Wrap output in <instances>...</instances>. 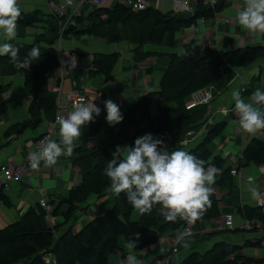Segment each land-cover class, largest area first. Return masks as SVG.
Listing matches in <instances>:
<instances>
[{
	"label": "trees",
	"instance_id": "obj_1",
	"mask_svg": "<svg viewBox=\"0 0 264 264\" xmlns=\"http://www.w3.org/2000/svg\"><path fill=\"white\" fill-rule=\"evenodd\" d=\"M229 0H217L209 7L197 4L192 14L176 16L172 13H161L154 8L133 11L114 2L110 7H97L88 14L89 24L77 30L80 22L74 17L73 24L67 25L63 32L57 33V20L48 15L44 32L35 36L30 42L15 43L19 55L24 58L29 50L36 47L40 58L29 57L27 69L13 64L8 56H0V68L6 67L11 72H19L22 85L29 95L26 108L27 119L7 126L3 135L20 134L26 128L34 129L43 120L53 119L56 104V90L50 91L46 84L56 70L58 62L54 44L57 39L86 34L101 38L106 42L124 40L134 45L131 49L132 59L141 61L150 54L140 50L145 43L174 45V32L192 25L196 19L212 18L215 13L227 5ZM22 12V11H21ZM41 22L37 11L22 12L17 24L31 26ZM166 57V64L160 72L158 89L144 93L122 112V122L109 126L105 117L93 123L90 135L87 137L90 147L75 148L67 158L71 165L78 169V181L71 186L66 195L59 196L51 206L37 203L28 206L13 221L0 227V264H109L107 255L120 250L119 237L126 241H135L133 250H141L153 245L161 235L175 236L187 223L179 218L175 223L168 222L162 215V206L156 204L151 212L140 214L126 200L124 193L113 194L111 199L104 198L97 204V212L87 221L82 222L79 229L72 231V218L80 205L91 195L110 187V180L105 174L107 161L113 158L112 153L117 145L132 146L134 140L151 133L154 137L162 138L164 146L170 151L182 149V141L186 134L205 128L202 138L185 151L206 161L205 168L215 165L221 171L213 188L226 189L225 201L234 207L241 218H261L262 207L237 206V192L229 173L231 166L217 155L211 156L207 144L220 133L226 125L222 119L207 123V104L191 108L184 107V100L194 91L210 87L213 100L223 89L231 77V69L243 68L264 56V47L247 45L225 51H217L209 46L201 47L193 41L181 45V50L161 53ZM119 57L117 52L92 53L90 68L84 73L97 75L104 82L112 81V69ZM81 73L80 70H73ZM264 71V66H263ZM77 76H75L76 78ZM60 84L61 79H56ZM74 86L76 83L73 82ZM7 84H0V94L6 90ZM264 88V84H263ZM255 91L254 87L243 88L240 95L249 96ZM149 98H154L155 114L143 116L142 108ZM226 115L230 116L228 112ZM42 135L39 134L37 138ZM119 158V157H118ZM241 164L264 165V141L251 137L240 150ZM222 198L211 196V206L207 208L202 218L194 224L215 217L219 212L231 210V207L218 209ZM0 202L8 205L6 196L0 188ZM61 207H65L64 210ZM84 209V208H80ZM137 211L136 219L130 214ZM60 214L63 221L60 225H68L54 235L55 227L48 226L47 215ZM58 224V225H59ZM236 230V229H235ZM222 230L219 232H223ZM231 231V230H230ZM211 232L206 234L212 235ZM136 234H139L138 237ZM259 246L256 242H244L242 245L225 241H216L202 252L189 251L185 257L176 263L168 264H264L263 258L245 256L239 253L243 246ZM48 257V262L44 258Z\"/></svg>",
	"mask_w": 264,
	"mask_h": 264
},
{
	"label": "crops",
	"instance_id": "obj_2",
	"mask_svg": "<svg viewBox=\"0 0 264 264\" xmlns=\"http://www.w3.org/2000/svg\"><path fill=\"white\" fill-rule=\"evenodd\" d=\"M49 1L57 2V0H18L22 12L37 11L41 22H37L31 26L17 24L16 38L11 41H5L2 35H0V43H27L32 41L35 36L44 32L46 20L49 17V12L47 11V3ZM165 1L169 2L168 0H163L160 3L163 2L162 4H164ZM113 3L114 0H104L100 6H92L88 3H81L79 5L73 4L76 9L73 10L74 17H78L80 20L77 25V30L89 24L88 14L92 10L97 7H110ZM160 3H158V5ZM243 7L244 0H229L227 5L215 13L212 18L196 19L192 25L183 27L174 32V45L160 46L159 49L163 51L160 53H168L172 48L181 47L183 43L188 41H193L201 47L209 46L217 51L242 48L247 45H259L264 47V33H251L239 25L236 13ZM170 8H172L171 3ZM70 9H73V7H68L66 9L67 14L70 12ZM170 11L171 10L163 12L160 10L161 13H169ZM175 13L176 14H172L184 16L178 12ZM57 41L59 42L56 43V46L63 51L74 50L87 56L98 52H117L119 57L111 72L113 75L112 81L104 82L102 78L97 75L86 76V73L83 71L81 73L71 71L63 77L59 85L60 97L59 105L55 110L56 117L57 115H67L68 112L73 110L63 100V95L75 89L86 95L85 101H92L93 98L96 97L94 103L101 109V112L99 116L95 117L94 122L106 116L103 103L106 99H112L117 103L122 113L144 93L156 91L158 89L160 72L166 64L165 56H163L165 60L164 58L160 59L161 65L164 66L161 67L159 71L158 67H155L157 59L153 55L148 54L143 60L139 62L134 61L131 58V49L134 45L124 40L106 42L101 38L82 33L73 37L67 35ZM141 49H143V47ZM263 66L264 56H261L246 67L231 69V77L225 88L211 100L207 106V123H213L222 119L226 120L225 128L211 139L207 144V148L211 156L217 155L221 158L223 157V159H226L227 163L230 164L231 169L236 171L235 174L230 175L232 177L233 186L237 192V206L261 205L264 208V165H254L250 163L241 164L242 159L240 158V150L250 137H258L264 141V129L254 134L244 132L239 127L238 116L234 108L230 109L235 103L232 99L233 91L240 92L243 88L249 89L250 87H254L255 90L260 89L264 91V83L262 86H259L258 83L255 82L259 80L261 73L264 72ZM75 76L77 77L75 78ZM73 82L76 83V86H74ZM0 84H7L6 90L0 94V164L9 167H19L25 161L28 154L35 151V140L39 134L49 132L50 139L58 143L60 142L59 125L56 124V120L53 121V119L50 121L43 120L42 123L34 129L26 128L20 134L3 135L7 126L27 119L26 108L29 102V95L22 85L21 73L15 71L9 72L6 70V67L0 68ZM56 86L57 80L54 71L52 77L48 79L46 87L48 90L54 91L56 90ZM251 95L245 98L249 103L252 102ZM254 107H258L261 111H264V105L254 104ZM223 109L226 110V113H221ZM228 112L230 116L226 115ZM142 114L146 117L155 114L154 98H149V101L144 104ZM94 122L83 128L82 136L76 142L77 146L75 148L87 149L90 147L87 137L91 133ZM204 132L205 128L201 127L195 134H190L194 136L190 137L191 139L186 138L182 141L181 144L183 148L181 150H186L188 147L193 146L199 139L197 136L204 134ZM67 156L68 155L60 156L57 163L52 167H46L43 162H41L38 171L29 168L25 170L18 179L11 180L6 186L1 188L2 193L8 200V205H4L0 202V226L16 219L28 206L37 203L40 197L45 199L46 207L50 212L51 206L56 202L57 198L66 195L68 189L78 181V169L76 166L71 165ZM218 176L219 174L217 177ZM250 180L253 182L251 185H249ZM250 186L256 187L261 193L260 199L257 200L252 198L248 190ZM214 189L216 191V197L222 198V200L217 203L218 209L227 206L231 207V210L225 212H229L233 216V229L221 233H217V231L214 230L216 224L221 223L222 214L224 213L219 212L215 217L193 224V237L197 239L199 236H203L207 243V248L212 243L220 240L240 245L244 242H256L257 234L254 231L239 228L238 225L242 218L235 212L234 207L236 206H230L224 200L226 189L224 187L221 189L215 187ZM106 193L107 190H104L99 193V197L98 194L95 195V197H97L96 201L98 200L97 204L104 198L109 199L105 197ZM97 204L91 211L88 209V203L83 202L76 212L78 214L87 212L89 216H93L97 212ZM64 208L65 207H61L62 210H64ZM80 208L84 209L82 210ZM87 220L88 219L83 218L80 223L82 224V222ZM62 221L63 219L60 214H48L46 217L48 226H58L55 227L54 230L55 236L68 225V223L60 225ZM70 224H72L71 228L74 230L73 223ZM215 231L216 234L214 236L206 235ZM162 239L163 237L160 238L159 236L153 245H149L141 250L129 248V241L124 240L123 243L120 242V250L112 251L107 255V261L109 264H126L127 257L134 255L142 264H151L154 257L163 253ZM192 243L193 241L182 242V244L178 246L177 252L181 247L187 248ZM247 246L251 247V251L248 254L250 255L249 257H264V248L262 246L246 245L240 249L239 253L244 255L243 249ZM260 248H262L263 254L260 253ZM189 249L191 248L189 247ZM110 254L111 258H109Z\"/></svg>",
	"mask_w": 264,
	"mask_h": 264
},
{
	"label": "clouds",
	"instance_id": "obj_3",
	"mask_svg": "<svg viewBox=\"0 0 264 264\" xmlns=\"http://www.w3.org/2000/svg\"><path fill=\"white\" fill-rule=\"evenodd\" d=\"M21 15L18 0H0V35L5 41L16 38V26ZM236 17L243 29L264 33V0H244V7ZM0 56H8L14 65L27 69L30 65L28 58L38 60L40 51L33 47L21 58L19 49L5 42L0 43ZM95 98L92 101L80 98L73 103V110L67 115H57L60 142L47 137L40 142L38 149L28 156L33 170L38 171L41 162L52 167L60 156L72 154L83 128L100 115L101 109L94 103ZM232 99L241 130L254 134L264 129V111L254 107V104L264 105V91L256 89L251 95V103L242 100L239 91L232 92ZM103 103L109 126L122 122L119 105L112 99ZM112 156L104 170L111 190L117 195L124 193L127 202L140 214L151 212L153 206L159 204L168 222L175 223L179 218L194 224L211 206V196L215 192L213 185L221 170L215 165L205 168L206 161L190 151H170L162 138L145 133L137 137L132 146L117 145ZM252 183L250 180L249 185ZM248 190L253 199H260L261 193L256 187L250 186ZM136 235L138 237L139 234ZM188 235L185 229L177 234L176 239L183 241ZM128 246L134 248L135 241H130ZM126 264L142 262L130 255Z\"/></svg>",
	"mask_w": 264,
	"mask_h": 264
},
{
	"label": "built area",
	"instance_id": "obj_4",
	"mask_svg": "<svg viewBox=\"0 0 264 264\" xmlns=\"http://www.w3.org/2000/svg\"><path fill=\"white\" fill-rule=\"evenodd\" d=\"M104 0H57V2L49 1L47 3V11L51 16H53L57 20V33L60 35L64 28L65 22L69 24H73L74 12L76 10L73 4H81L88 3L92 6H100ZM163 0H114V2L119 3L125 7L130 8L133 11L143 10L145 8H157L158 3ZM171 2L173 10L175 12H184L186 14H192L197 4L208 5L212 7L217 0H168ZM68 7H73L70 9V12L67 14L66 9ZM60 38V37H59ZM59 38L57 40H59ZM56 50V58H57V68L55 70V78L62 79L65 77L70 71L81 69L86 71L90 68V57L86 58L85 55L74 52V51H63L59 49L56 45H54ZM60 85V84H59ZM59 85L56 86V96H55V104L56 107L59 105ZM80 98L85 99V95L83 92L79 90H74L68 92L63 95V100L67 103L68 106L72 107L73 103L78 101ZM211 88H201L194 92H192L185 100L184 107L191 108L198 105H208L211 101ZM234 108V104L230 107ZM226 111V110H225ZM56 120V115L54 114L53 121ZM49 138V132H44L42 135L35 140V151L38 149L40 142L45 138ZM29 156V154H28ZM28 156L25 161L19 167H9L4 164H0V188L7 185L11 180L18 179L21 174L31 168L28 160ZM234 170H230V174H234ZM39 206L45 207V199L40 197L37 201ZM262 209V217L261 218H251L245 219L242 218L239 223V228L245 230L254 231L257 234V239L259 241V246L264 248V208ZM187 229L189 235L188 238L192 234L191 224L186 223L182 230ZM233 229V220L231 213H223L221 223L216 224L214 230L216 231H230ZM181 230V231H182ZM177 235L175 236H166L162 239L163 244V253L159 256H156L152 259L151 264H168V261L173 257V255L177 252L178 246L182 243V241H177ZM256 239V240H257ZM184 241V240H183ZM45 262H48L49 258H44Z\"/></svg>",
	"mask_w": 264,
	"mask_h": 264
},
{
	"label": "rangeland",
	"instance_id": "obj_5",
	"mask_svg": "<svg viewBox=\"0 0 264 264\" xmlns=\"http://www.w3.org/2000/svg\"><path fill=\"white\" fill-rule=\"evenodd\" d=\"M170 2V1H169ZM169 2H166L165 1V3L164 4H162V3H160L159 5H158V10L160 11H163V12H166V11H169V10H171L169 13H174V14H176L175 13V11L173 10V7L172 8H170V3ZM171 6H172V4H171ZM164 8H165V10H164ZM157 9V8H156ZM179 14H181V15H188V14H186V13H184V12H178ZM67 25H69V23H67V22H65V27L67 26ZM79 29H82V28H79ZM59 41H57V42H55V44L54 45H57L56 43H58ZM160 46L161 47H164L165 45H163V44H151V43H145V44H143V49H140V50H143V51H146V52H150V55H153L154 57H156V59H157V61H156V64H155V67H158V69H159V71L161 70V67H163L164 65H161V62H160V59L161 58H164V60H165V57H163L164 55L163 54H161L160 52H163L161 49H159L160 48ZM179 50H181V47H176V48H172L169 52H171V51H179ZM67 51H74V50H67ZM154 51H156V52H154ZM74 52H76V51H74ZM79 53V52H78ZM155 54V55H154ZM87 55H85V57H86ZM90 57V55L89 56H87L86 58H89ZM131 58H132V53H131ZM76 70H80V71H83V70H81V69H76ZM71 72V71H70ZM83 72H85V71H83ZM86 76H89L88 74H86ZM160 77V76H159ZM252 78V77H251ZM255 82H257L258 83V85L259 86H262V84L264 83V72L263 73H261V77L259 78V80L258 81H255ZM85 95V94H84ZM85 97H86V95H85ZM242 100H244L245 102H247L246 100H245V98H246V96H244V95H242L241 97H240ZM86 99V98H85ZM70 107V106H69ZM70 108H72V107H70ZM73 109V108H72ZM229 111V110H228ZM221 113H226V111L223 109V111H221ZM200 129H201V127H200ZM199 129V130H200ZM197 132V131H196ZM196 132H194V133H192V132H188L187 134H186V136L187 137H185V139L186 138H188V139H191L190 137H192V136H194V135H190V134H195ZM203 135V134H202ZM202 135H200V136H197L199 139L197 140V142L200 140V138H202ZM251 138V137H250ZM196 142V143H197ZM223 158V157H222ZM230 170H234V169H230ZM235 171V170H234ZM236 173V171L234 172V174ZM216 193V191L214 192V194ZM114 194V192L111 190V187H109L108 189H107V193H106V195H105V197H108L109 198V200L111 199V197H112V195ZM96 198L97 197H95V195H91V196H89L88 197V199L85 201V203H88V209L89 210H91L92 211V209L94 208V206H96V204H97V201H96ZM261 206V205H260ZM262 208H263V206H261ZM136 215H137V211L136 210H133L132 212H131V214H130V218L131 219H134V218H136ZM232 215V214H231ZM92 216H89V213H87V212H85L84 214L83 213H81V214H78L77 212H75L74 213V215H73V219H72V222L71 223H73V227H74V230L72 229V231H76L77 229H79L80 228V226H81V223H80V221L83 219V218H85V219H89V218H91ZM233 217V216H232ZM222 221V220H221ZM192 226H193V224H191V228H192ZM1 227V226H0ZM219 231H217V233H218ZM223 232H226V231H223ZM211 233V232H210ZM219 233H221V232H219ZM216 234V231L211 235V236H214ZM161 237H166L165 235H161L160 236V238ZM123 241H124V239L122 238V237H119V243L121 242V243H123ZM185 242H188V241H193V243L191 244V245H189V247L191 248V249H189V247H181L180 249H179V251L178 252H176L175 253V255L172 257V259H171V262H173V263H176L179 259H181L182 257H185V255L189 252V251H191V250H196V251H198V252H202V251H204L205 249H207V243H206V241H205V239H204V237L203 236H199L197 239H195L194 237H193V234H191L188 238H185V240H184ZM184 241H182L183 243H184ZM182 244V243H181ZM180 244V245H181ZM179 245V246H180ZM260 250V253L261 254H263V250H262V248H260L259 249ZM250 251H251V247L250 246H247V247H245L244 249H243V252H244V255H247V256H250V255H248L249 253H250ZM109 258H111V254L109 255Z\"/></svg>",
	"mask_w": 264,
	"mask_h": 264
}]
</instances>
